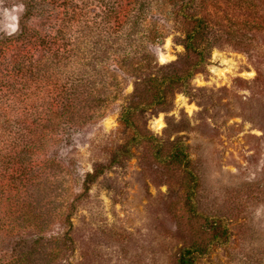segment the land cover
Masks as SVG:
<instances>
[{"label":"rangeland","instance_id":"obj_1","mask_svg":"<svg viewBox=\"0 0 264 264\" xmlns=\"http://www.w3.org/2000/svg\"><path fill=\"white\" fill-rule=\"evenodd\" d=\"M38 4L0 0V264H177L214 217L193 264H264V0Z\"/></svg>","mask_w":264,"mask_h":264},{"label":"trees","instance_id":"obj_2","mask_svg":"<svg viewBox=\"0 0 264 264\" xmlns=\"http://www.w3.org/2000/svg\"><path fill=\"white\" fill-rule=\"evenodd\" d=\"M19 1L21 5V14L18 16L19 21H18L17 29L18 31H20L18 33L19 35L25 36L28 35L30 28L24 24V21L28 17L34 15L36 10V5L39 4H38V0H19ZM197 27L198 24L195 20V23L193 24V27L191 28L190 32L187 33L185 48L190 49L192 51H196L191 41L194 38ZM129 112H130L129 110L125 111L124 114L125 117H123L122 119L126 124H129L130 126V122L126 117L127 114H129ZM167 158L171 161H178L180 164H182L184 170L187 171V173H189L190 175H192L190 168L188 167V162H189L188 155L185 152V149L182 145H175L173 147L172 152L168 154ZM96 171L97 170L95 169V173ZM89 175L91 174H87L85 181ZM191 194L192 191L190 190L189 195L187 196L186 199L188 200L187 204L189 206V211L191 212V214L195 215ZM205 223H206L205 226L207 227V229L211 234V238L209 239V241H207V243L203 246L190 245L181 248L178 254L177 264H193L195 258L198 255L200 256L208 251V248L212 242H217L219 244H222L227 241L229 236V230L223 218L214 217L211 219H206Z\"/></svg>","mask_w":264,"mask_h":264},{"label":"clouds","instance_id":"obj_3","mask_svg":"<svg viewBox=\"0 0 264 264\" xmlns=\"http://www.w3.org/2000/svg\"><path fill=\"white\" fill-rule=\"evenodd\" d=\"M13 19H14V17H13Z\"/></svg>","mask_w":264,"mask_h":264}]
</instances>
